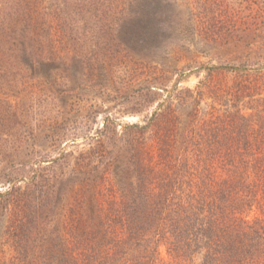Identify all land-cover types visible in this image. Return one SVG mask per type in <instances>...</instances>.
Segmentation results:
<instances>
[{"label":"trees","instance_id":"trees-1","mask_svg":"<svg viewBox=\"0 0 264 264\" xmlns=\"http://www.w3.org/2000/svg\"><path fill=\"white\" fill-rule=\"evenodd\" d=\"M261 60L212 69L124 125L127 162L106 173L84 155L80 176L95 174L67 196L40 178L9 185L0 264H264Z\"/></svg>","mask_w":264,"mask_h":264},{"label":"rangeland","instance_id":"rangeland-1","mask_svg":"<svg viewBox=\"0 0 264 264\" xmlns=\"http://www.w3.org/2000/svg\"><path fill=\"white\" fill-rule=\"evenodd\" d=\"M261 58L264 0H0V194L40 178L67 196L84 155L106 173L127 162L124 125Z\"/></svg>","mask_w":264,"mask_h":264}]
</instances>
